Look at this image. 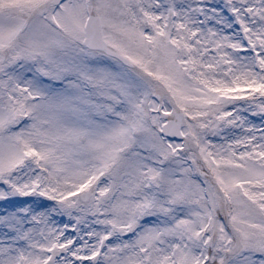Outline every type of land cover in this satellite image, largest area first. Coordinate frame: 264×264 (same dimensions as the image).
I'll list each match as a JSON object with an SVG mask.
<instances>
[{
    "label": "snow or ice",
    "instance_id": "obj_1",
    "mask_svg": "<svg viewBox=\"0 0 264 264\" xmlns=\"http://www.w3.org/2000/svg\"><path fill=\"white\" fill-rule=\"evenodd\" d=\"M0 264H264V0H0Z\"/></svg>",
    "mask_w": 264,
    "mask_h": 264
}]
</instances>
